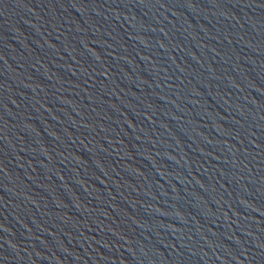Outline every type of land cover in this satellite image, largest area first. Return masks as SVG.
I'll use <instances>...</instances> for the list:
<instances>
[{"label": "water", "instance_id": "water-1", "mask_svg": "<svg viewBox=\"0 0 264 264\" xmlns=\"http://www.w3.org/2000/svg\"><path fill=\"white\" fill-rule=\"evenodd\" d=\"M0 264H264V0H0Z\"/></svg>", "mask_w": 264, "mask_h": 264}]
</instances>
